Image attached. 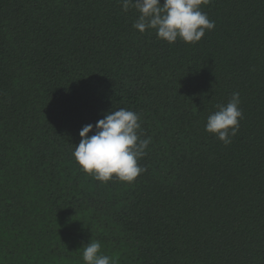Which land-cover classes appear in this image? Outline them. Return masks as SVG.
<instances>
[{"label":"trees","instance_id":"trees-1","mask_svg":"<svg viewBox=\"0 0 264 264\" xmlns=\"http://www.w3.org/2000/svg\"><path fill=\"white\" fill-rule=\"evenodd\" d=\"M202 11L213 30L168 44L119 0H0V264H84L91 240L117 264H264V0ZM233 93L226 146L205 125ZM119 108L146 171L101 184L73 147Z\"/></svg>","mask_w":264,"mask_h":264},{"label":"clouds","instance_id":"clouds-1","mask_svg":"<svg viewBox=\"0 0 264 264\" xmlns=\"http://www.w3.org/2000/svg\"><path fill=\"white\" fill-rule=\"evenodd\" d=\"M123 12L134 8L138 18L133 28L140 34L153 30L158 39L174 44L198 43L206 31L215 27L202 6L210 0H119ZM239 93H233L227 105H217V111L207 118L205 131L226 146L239 131L243 113ZM140 116L134 111L112 110L95 126L85 125L79 132L80 142L72 153L80 170L101 184L112 180L133 184L146 171L139 161L146 154L151 138H142ZM95 127V131H94ZM93 133L92 135H89ZM84 264H117V258L101 252V243L91 240L83 246Z\"/></svg>","mask_w":264,"mask_h":264}]
</instances>
